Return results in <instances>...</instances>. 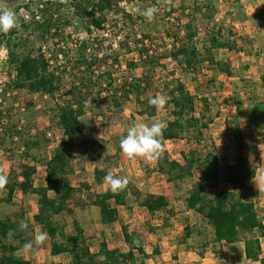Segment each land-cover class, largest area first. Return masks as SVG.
<instances>
[{"label": "trees", "instance_id": "obj_1", "mask_svg": "<svg viewBox=\"0 0 264 264\" xmlns=\"http://www.w3.org/2000/svg\"><path fill=\"white\" fill-rule=\"evenodd\" d=\"M158 1L126 0L128 5L135 4L139 8L136 13H131L123 5V0H74V17L66 19V14L61 15L66 9L65 4L40 0L44 4L40 11L46 22L41 25L39 39L52 46L54 51L50 59L42 50L37 55V50L30 47L29 40H24L22 33L16 28L0 37V41L8 45L10 70L15 73L9 83L0 85V126L4 127L3 132L0 131V154L13 163L8 175L7 195L9 201L19 192L25 196H39V213L35 223L50 237L51 254L55 257L66 255L69 264H150L152 258L141 231L130 229L127 225L123 226L127 251L112 249L104 239L99 252H94L77 221L74 207L76 190L64 186L65 183L71 184L76 146L73 137L80 135L83 138L82 150L97 165L96 178L100 183L108 172H112L111 168L118 159L117 155L104 154L103 147L95 136L94 120L91 121V133H85V117L95 111V108H89L90 105H105L112 101L119 111L124 103L134 99L140 108L139 114L151 122L157 117L158 110L150 105L149 100L158 93L166 95L169 98L166 110L174 118L166 123L162 141H180L195 136L202 145L205 142V130L210 129L213 119L199 115L196 98L186 87L184 80L175 74L166 82L162 91H157L152 97L148 96L156 86L153 72L162 61L169 58L183 60V72L187 75L200 74L202 64L209 65L208 71H225V63L216 60L213 55L206 57L208 42H211L213 48L219 44L227 50H244L239 47V40H243V37L232 30L217 28L218 12L214 10V0H174V5L160 10ZM116 7L118 11L115 12H118L122 21L112 24L109 13ZM149 7L158 10L151 23L142 15ZM73 23L83 25L87 30L85 40L74 41L73 35L67 34V28L73 26ZM193 24H203L207 31L204 33L197 30L194 35L190 30ZM202 34L206 36L205 43L197 39ZM208 37H211L210 41ZM202 44L205 50L201 49ZM72 45L75 46L68 49L67 46ZM61 55H64V63L60 64ZM130 58L131 69H142L143 75L136 80L119 82L114 71L117 67H123L124 59L129 61ZM51 61H55V67L50 72ZM65 77L71 80V85L62 93V79ZM98 88L100 91L97 92ZM20 92L27 94L28 102L29 99L42 95L56 100V113L52 123L63 132L64 138L58 143V149L50 160L33 157L34 164L25 163L30 152L38 145L32 142L30 131L27 134L17 124H5V119L14 118L7 104L10 100H15L13 96ZM205 108L209 112L207 105ZM236 133L238 142H243L245 139L239 126ZM163 147L164 153L158 160V165L159 172L168 183L178 185L196 173L200 174L185 200L190 210L206 220L207 226L199 229L187 226L180 238L182 246L190 245L202 259L211 257L217 260V264H230L226 259V247L239 243L245 244L248 259L261 257L264 246L257 235L258 231H264L261 210L254 201L247 200L239 192L221 189L225 173L228 182L236 188L239 183L245 184L256 178L258 165L238 160L235 165L228 166L225 172L218 148L212 144V148L204 151L200 158L194 154L187 157L188 167H185L179 161H172L164 143ZM16 162H21V165H15ZM101 164L107 168L101 169ZM38 165L44 166L47 174L46 186L42 188L36 186ZM236 171L238 175L235 174ZM46 192L53 195L47 196ZM88 192H91L90 187ZM89 196L99 211L100 224L105 227L121 221V207L127 208L130 213L136 206H141L151 215L174 214L169 197L144 194L132 182L119 194H113L108 187L106 191H94ZM232 196L233 204L228 207ZM66 214L74 219L75 234L67 231L69 224L63 218ZM22 221L28 224L26 231L20 229ZM34 235L35 225L26 220H18L12 214L0 218V264H32L20 255V251L24 250L25 243L34 239ZM133 241H138V245Z\"/></svg>", "mask_w": 264, "mask_h": 264}, {"label": "rangeland", "instance_id": "obj_2", "mask_svg": "<svg viewBox=\"0 0 264 264\" xmlns=\"http://www.w3.org/2000/svg\"><path fill=\"white\" fill-rule=\"evenodd\" d=\"M35 1L31 0V4L34 7L33 10L36 9L37 1ZM57 1L62 3V0ZM73 1L67 0L65 8L68 10L61 14H66V19L71 17L69 8L71 7L70 3ZM226 1L229 0H214V10L219 15L223 13ZM26 2L27 0H19L14 7H7L16 13L18 23L16 29L22 33L24 40L28 39L23 36L24 28H22V24L25 12L21 9L22 5L25 7ZM158 2L159 10L166 9L169 5L166 4V0H159ZM123 3L131 13H136L139 10L135 4L128 5L126 0H123ZM115 11H118L117 7L113 12L111 11L112 13H109V19L112 24L122 21L121 16ZM156 20L159 21V18ZM76 23H73V26L67 28V34H72L74 40H85L87 38V32L84 26ZM222 25L226 30L231 28V24H228L230 27H225L224 24ZM201 26L191 25L190 30L192 34L195 35V30H199ZM3 35L0 33L1 38ZM197 39L201 43L206 42V36L204 34L198 35ZM3 43V41H0V77L4 83L11 81V71L10 66L2 60L1 50ZM203 45V49H201L205 50ZM30 47H38L37 42L30 43ZM213 51L215 52L216 49ZM205 55L206 57L213 55L212 50L208 48L205 51ZM130 60L131 58L129 61L126 59L123 60V68L115 74L118 79L136 80V78L143 75L142 69H131ZM183 63V60L176 61L173 58H169L165 62L162 61L153 72L156 86L153 87L154 90L151 89L148 96L152 97L155 93H158L157 91H162L166 82L175 74L176 77L184 80L186 87L196 98L199 115L213 119V124L209 130H205V142L202 145L197 142L195 136H190L180 141H162L165 149L170 153L172 161H179L185 167H188L187 157L194 154L197 158H200L204 151L212 148V144L218 148L220 161L225 172L228 166L235 165L238 160H247L250 163L258 165L259 169L256 178L249 180L245 184L239 183L236 188L228 182V176L225 173L221 189L223 191L230 190L233 193L237 191L247 200L254 201L264 216V130L260 133L259 140L256 138H244L245 140L243 142H238L236 139V130L237 126L241 128V124L236 118V115L232 114L230 110L238 108L240 102H238L236 97H232L230 102L225 103L226 98L212 94V79L215 74H213V77L209 75L211 69L209 71L207 70L208 64L204 66L202 64L200 74L187 75L183 72ZM70 81L68 77L62 79V93L69 89L71 85ZM247 81L246 83L250 85V80ZM98 91H100V88L97 89ZM13 98L16 99L10 100L7 107L12 110L14 118L11 120L5 119V124H17L25 129L27 134L30 131L32 142L38 145L30 152L25 163L34 164L33 157L40 160H50L58 149V143L64 138L63 132L57 125L52 123L53 116L56 113V100L48 96H41L36 99L31 98L28 102L27 94L24 92L15 94ZM0 103H2L1 99ZM206 105L209 108V112H206ZM89 108H95V111L92 110L93 114H88L85 117V133L87 135L91 133V121L94 120V127L97 133L95 136L102 145L104 154L118 156V159L111 168L112 172L117 177H127L128 181L139 187L144 194L153 193L169 197L174 209V214L165 213L158 218L151 217L141 206H136L132 213L127 208L122 207L120 208L121 221L119 223L109 227L100 224L99 211L94 206L89 195L94 191H106L108 186L105 185L104 180L100 183L96 178L97 165L82 150L81 144L83 138L80 135H75L73 140L76 146L73 155L74 164L71 168V184L65 183L64 186L67 189L74 188L76 190L77 198L74 202V207L77 212V221L83 228L84 236L87 243L92 247V250L99 252L102 240L106 239L112 249L127 251L128 247L124 240L123 231V226L127 225L130 229H138L143 234L146 249L152 254V258L149 261L150 264H160V260L158 259L162 254H166V261H171L172 264H186V262H188L187 264H217V260L211 257H207L200 262H195L192 259V253L194 252L192 247L190 245L182 246L180 243V238L184 235L187 226L196 229L207 226L206 220L196 212L190 210L185 200L191 187L200 177V174L196 173L195 176L181 181L178 185H173L168 183L166 178L159 172L158 160L151 164L141 159L130 161L121 154L119 143L121 138L126 136L128 127L141 120L148 122L146 117H142L139 114L140 108L136 100L127 101L124 103L122 110L119 111L115 109L112 101L107 102L105 105H101L100 103L93 104ZM172 117V114L166 110L165 106L162 110L158 111L155 119L167 123ZM3 129L4 127L0 126L1 132H3ZM17 164L21 165V162H16L15 165ZM10 165L9 160L1 154L0 168L2 172L8 173L10 171ZM100 167L101 169L107 168L104 164H101ZM38 169L36 186L42 188L46 186L45 168L42 165H38ZM235 174L238 175V171ZM88 187L91 188V192H88ZM45 194L47 196L53 195L50 192H46ZM38 199L39 196H25L19 192L9 201L6 187L0 191V217L4 218L6 215H9L8 213H11L17 219L27 220L29 223L35 225L36 233L42 229L35 223V218L39 213ZM232 204L233 196L228 202V207ZM63 218L69 224V228L67 229L68 233L75 234L74 219L69 214L64 215ZM257 235L264 243V231H258ZM244 249L245 247L242 243L228 245L226 247V259L228 262L230 264H264V254L255 260H247ZM20 255L31 261L32 264H54L55 262L69 264V259L66 255L55 257L51 254V239L49 236L42 247L37 248L34 246L31 251L21 250Z\"/></svg>", "mask_w": 264, "mask_h": 264}, {"label": "crops", "instance_id": "obj_3", "mask_svg": "<svg viewBox=\"0 0 264 264\" xmlns=\"http://www.w3.org/2000/svg\"><path fill=\"white\" fill-rule=\"evenodd\" d=\"M225 3L226 6L223 13L220 14L221 16L217 15V28L224 31H229L232 28L231 30L237 33L238 36L243 37L244 41L239 40V47L244 50H227L223 49L219 44L213 48L211 42L207 43L209 46L207 49L212 50L216 60L226 65L225 71H209L210 76L213 77V74H215L212 79V94L226 98L225 103L230 102L232 97H236L240 104L238 108H233L230 111L240 121L243 137L259 140L260 133L264 130V0H229ZM166 4L174 5L175 3L174 0H166ZM222 24L225 27H230L228 24H231V28L226 30ZM194 25L203 26V24ZM207 39L210 41L211 37ZM214 49H216L215 52L213 51ZM247 80H250V85L246 83L248 82ZM10 164L11 169L13 163L10 162ZM0 170L2 169L0 168ZM9 173L10 171L3 174L8 176ZM46 176L45 172V183ZM143 209L146 210L145 208ZM148 214L151 217L159 218L165 213L151 215L148 212ZM242 244L245 247V244ZM166 257V254L160 255L158 259L160 264H172L171 261H166ZM192 259L195 262H200L206 258L202 259L197 253L193 252ZM246 259L250 260L247 257Z\"/></svg>", "mask_w": 264, "mask_h": 264}, {"label": "clouds", "instance_id": "obj_4", "mask_svg": "<svg viewBox=\"0 0 264 264\" xmlns=\"http://www.w3.org/2000/svg\"><path fill=\"white\" fill-rule=\"evenodd\" d=\"M157 11V8L149 7L142 15L151 23L155 20ZM17 27L16 13L4 6L3 0H0V33L7 35L12 29ZM168 99L166 95L158 93L149 100V103L159 111L165 107ZM166 127L167 124L165 122L156 119L151 122L141 120L133 123L128 127L126 136L120 140L119 148L121 154L130 161L141 159L149 164L156 162L164 153L162 137ZM103 180L113 194H119L124 191L129 183L127 177H117L112 172H108ZM8 182V176L0 170V191L6 188ZM27 228L28 224L22 221L20 223L21 231H26ZM47 238V232L41 229L35 233L32 241L23 245V248L25 251H31L34 246L37 248L42 247L46 243ZM133 243L138 245L139 242L133 241Z\"/></svg>", "mask_w": 264, "mask_h": 264}, {"label": "built area", "instance_id": "obj_5", "mask_svg": "<svg viewBox=\"0 0 264 264\" xmlns=\"http://www.w3.org/2000/svg\"><path fill=\"white\" fill-rule=\"evenodd\" d=\"M37 1V2H36ZM36 9L33 10V5L31 4V0H27L26 4H25V7H23L22 5V11L25 12L23 17H24V21H23V24H22V28H24V33H23V36L25 38H27L29 40L30 43H35L37 42L38 44V47H35V49L37 50V55L39 53H41L40 51L42 50L43 53L47 54V57L50 59L53 57L52 53H53V49H52V46H49V44L47 42H44V41H40L39 39V34L42 32V27L41 25H43L45 22H46V19H45V16L43 13H41V9L44 8V4L39 2L40 0H36ZM51 1H54V2H58L57 0H51ZM63 4H67V0H62L61 1ZM73 2H71V7L69 8L70 9V14H71V17H74V14H75V8L72 7ZM28 11H27V10ZM68 9H64L63 12L67 11ZM62 12V13H63ZM35 23V24H34ZM23 25H26L27 27H24ZM30 27V28H28ZM86 30V29H85ZM200 32H204V31H207L205 29V27L201 26L199 27V30ZM87 32V30H86ZM21 33V32H20ZM74 40V39H73ZM80 40V39H79ZM75 41V40H74ZM2 50H1V55H2V60L5 64H7L8 66H10L9 64V50H8V45L6 42H4L2 44ZM75 45H72V46H67L68 49H72L71 47H74ZM69 52V51H68ZM60 64L61 63H64V55H61L60 56ZM50 65H51V68H50V72L53 71L54 67H55V61H51L50 62ZM53 68V69H52ZM123 68V67H122ZM122 68H119L117 67L115 69V74L121 70ZM11 71V70H10ZM15 77V73L14 72H11V76H10V80L12 78ZM116 77V75H115ZM117 78V77H116ZM118 79V78H117ZM119 82L123 81V80H120L118 79ZM6 83H9V81H6L3 83V80H1V77H0V85H6ZM42 96H46V95H42Z\"/></svg>", "mask_w": 264, "mask_h": 264}, {"label": "flooded vegetation", "instance_id": "obj_6", "mask_svg": "<svg viewBox=\"0 0 264 264\" xmlns=\"http://www.w3.org/2000/svg\"><path fill=\"white\" fill-rule=\"evenodd\" d=\"M19 2V0H3V4L6 7H9L11 5L15 6L17 3ZM11 3V4H10ZM12 6V7H13Z\"/></svg>", "mask_w": 264, "mask_h": 264}]
</instances>
